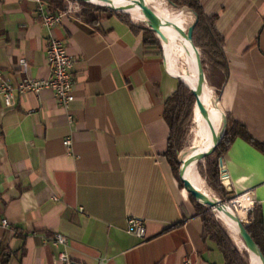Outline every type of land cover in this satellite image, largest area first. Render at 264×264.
<instances>
[{
  "label": "crops",
  "instance_id": "1",
  "mask_svg": "<svg viewBox=\"0 0 264 264\" xmlns=\"http://www.w3.org/2000/svg\"><path fill=\"white\" fill-rule=\"evenodd\" d=\"M197 1L223 39L226 71L209 87L251 137L237 136L223 156L228 191L249 196L264 229V153L253 144L264 142V0ZM37 9L0 0V81L48 79L53 36L75 61V101L69 113L50 90L12 108L0 101V264H64L61 253L71 264H225L166 157L165 102L179 81L164 55L118 15L95 25L65 16L49 29ZM129 217L146 222L145 239L128 234ZM56 234L67 246L49 240Z\"/></svg>",
  "mask_w": 264,
  "mask_h": 264
},
{
  "label": "trees",
  "instance_id": "2",
  "mask_svg": "<svg viewBox=\"0 0 264 264\" xmlns=\"http://www.w3.org/2000/svg\"><path fill=\"white\" fill-rule=\"evenodd\" d=\"M43 1L48 3L52 11L55 13L64 10L66 7L65 0ZM166 1L171 7H174L175 9L181 10L185 8L197 15L198 20L194 30V42L197 48H199L201 51L204 70L207 78V85L208 87L210 86L213 88V76H216L219 74V72H222V70L226 71L224 54L222 50L223 39L215 28L217 17L207 16L197 0ZM80 3L83 5V11L78 17L91 25H95L100 21V15L102 13L108 12L110 14L118 15L128 22H131L130 15L117 13L102 7H95L84 2ZM133 29L136 32H143V44L145 49H162L160 40L156 37L154 31H152L149 27L140 25V27L133 26ZM214 92L216 96L219 97L220 91L215 89ZM195 106V97L191 91L180 81L175 92L165 102L164 117L170 127L169 145L166 157L177 174L178 168L181 165L179 156L181 155V151L185 144L189 125L194 117ZM227 119L228 126L225 136L217 148L215 154L207 162V171L210 175V178L213 180V182H216L217 180L220 181L221 185L220 160L223 159L228 147L237 136L251 140L248 131L243 125L237 123L229 117H227ZM253 144L264 153V142L260 143L253 141ZM199 172L200 174L202 173L200 168ZM220 193L224 197V202L230 201L228 195L224 194L222 190H220ZM192 200L195 202L198 214L202 218L204 230L203 239L210 240L217 246V248L223 253L225 264H250V256H248V251L245 249L246 253H240L239 249L235 246L228 233L225 231V229H223L221 224L216 221L214 217L215 215L206 209L207 207L205 208V206L199 204L194 198H192ZM248 219L250 224L247 226V231L252 236L264 255V229L262 221L259 219L255 210H251L248 213Z\"/></svg>",
  "mask_w": 264,
  "mask_h": 264
},
{
  "label": "bare ground",
  "instance_id": "3",
  "mask_svg": "<svg viewBox=\"0 0 264 264\" xmlns=\"http://www.w3.org/2000/svg\"><path fill=\"white\" fill-rule=\"evenodd\" d=\"M105 5L110 6L114 10L125 12L126 14L132 16L134 20L147 23V19L142 12L135 11L131 7L139 6L141 0H128L127 2H121L119 0H101ZM148 5L153 7L157 12L163 15L165 18L173 21L179 27L187 30L190 25L195 21V16L192 12L188 10H171L165 0H145ZM160 29L164 35L163 40L166 47V60L169 69L174 73V75H186L187 74V63L192 61V75H197V67L195 64L198 62L197 55L192 53V57L189 55L188 46L189 43L185 38V35L177 30L169 29L163 26H156ZM190 56V57H189ZM179 59L183 61L180 64ZM196 81V79H195ZM197 83V82H196ZM206 108L211 121V126L217 133H220L223 126L222 112L219 110V104L215 94L211 88L206 89ZM194 122L197 127L196 136L193 140L192 147L183 154V160L187 161L190 158L199 157L203 155L213 144L214 139L212 133L208 126H206L195 106L194 110ZM184 175L188 178L195 187L207 197V199H219L217 198L210 188L206 185L203 177L201 176L198 165L187 166L184 165ZM237 205V213L244 223H246L247 215L250 208L253 206L252 201L249 196H241L233 202ZM215 216L221 220L224 226L229 230V232L234 236L235 242L240 247H245L243 241L239 237L238 227L235 221L228 215L214 210ZM248 251V250H247Z\"/></svg>",
  "mask_w": 264,
  "mask_h": 264
},
{
  "label": "built area",
  "instance_id": "4",
  "mask_svg": "<svg viewBox=\"0 0 264 264\" xmlns=\"http://www.w3.org/2000/svg\"><path fill=\"white\" fill-rule=\"evenodd\" d=\"M38 3L37 14L41 18L43 25L49 29H53L58 25L62 18L65 16L78 17L83 11V5L79 3L69 2V5L65 7L64 10L54 13L50 8L49 4L43 0H36ZM70 1V0H69ZM46 55L47 61L50 68V77L45 80L33 79L27 77L19 82L17 85H13L9 81H0V101L4 104L6 108H12L16 105L19 97L28 94H40L44 90H50L54 93V96L58 104L67 110L69 113V108L71 104L75 101V77H74V66L75 61L69 55L67 47L63 41L56 39L55 37H50L46 42ZM20 66L26 71L27 61L25 59L20 60ZM1 79V73H0ZM69 119L72 121V116L69 114ZM64 145L70 151L72 146V141L67 138L64 141ZM226 167L223 159L220 160V177L222 185L229 190L230 185L226 181ZM246 196V195H241ZM241 196L233 197L229 201L231 206H234L235 200ZM57 200V197H55ZM251 209L249 210V212ZM237 212V209H236ZM248 212V213H249ZM248 217V215H247ZM250 222L247 223L249 225ZM3 226L7 227V221H3ZM127 232L128 234L135 236L139 239H145L147 237L146 222L137 217H129L127 219ZM49 240L56 246H67L68 238L62 234H56L49 237ZM59 261L64 264H71L70 259L65 253H61L59 256ZM108 260L102 258L99 264H107ZM183 264H192L189 257L185 258Z\"/></svg>",
  "mask_w": 264,
  "mask_h": 264
},
{
  "label": "water",
  "instance_id": "5",
  "mask_svg": "<svg viewBox=\"0 0 264 264\" xmlns=\"http://www.w3.org/2000/svg\"><path fill=\"white\" fill-rule=\"evenodd\" d=\"M76 1L84 2L86 4H89L95 7L106 8V9H109L117 13L126 14L125 12L112 9L110 6L105 5L101 0H76ZM119 1L127 2L129 4L128 0H119ZM131 8L135 11L142 12L145 15L148 22L144 24H146L152 31H154V33L156 34V37L160 40V43L163 49L164 64H165L166 70L171 76H173L175 79L180 81L182 84L186 86V88H188L191 91V93L196 99V106H197L199 115L203 123L209 127L212 133V137L214 139L212 146L203 155L199 157L190 158L187 161H184L183 159L180 160L181 165L178 171V177H179L180 182L183 184L185 190L189 193V195L192 198H194L199 204L207 207L209 211L214 213V210L217 209L218 211L230 216L235 221L238 227L239 237L241 238L245 247L248 250V253L250 256V264H264V255L262 254L260 248L254 241L252 236L247 231L248 225L244 223L242 219L239 217L238 213L231 208V204L229 202H224L220 199H215V198L207 199V197H205V195L201 193L195 187V185L184 175V165L185 164L187 166H191L193 164L200 165V164L207 162L215 154L217 148L219 147V145L221 144L225 136L227 126H228L227 116L218 107L219 110L222 112V119H223L222 130L220 133H217L212 127H210L211 121H210L207 108H206V103H205L206 89L208 88L207 78H206V74L204 70L201 51L199 48H197L194 42V30H195L197 20H198L197 15L193 13L192 11H190L195 16V21L192 23V25L188 27L187 30H185L182 27H179L178 25H176L173 21L165 18L163 15L157 12L153 7L148 5L145 0H141L139 6H134V7L132 6ZM156 26H163L169 29H174V30L182 32L185 35V38L187 39L189 43V46H188L189 55L192 57V53H195L198 58V62L197 64H195L197 67V75H195V77L194 75H192L193 73L190 67L192 66V61H188L187 63L188 65H187L186 75L175 76L174 74L170 72V70L168 69L166 55H165L166 47H165L164 40H163L164 35L162 31L158 29ZM218 104H219V101H218Z\"/></svg>",
  "mask_w": 264,
  "mask_h": 264
},
{
  "label": "rangeland",
  "instance_id": "6",
  "mask_svg": "<svg viewBox=\"0 0 264 264\" xmlns=\"http://www.w3.org/2000/svg\"><path fill=\"white\" fill-rule=\"evenodd\" d=\"M69 2H73V3H79L81 5V3L79 1H76V0H65V3H66V6L69 5ZM166 4L167 6L171 9V10H179V9H175L174 7H171L167 1H166ZM109 13V12H108ZM130 17V16H129ZM131 21H133L134 23L138 24V25H144V26H147L146 24H144L143 22H140V21H136L134 20V18L131 16L130 17ZM148 27V26H147ZM157 51L160 53V54H163V49H158L157 48ZM179 62L180 64H183V61L181 59H179ZM217 98V97H216ZM196 132H197V127H196V124L194 122V117L189 125V129H188V133H187V136H186V139H185V144H184V147L181 151V155L179 156V160L183 159V154L188 151L191 147H192V143H193V140L196 136ZM208 162V161H207ZM207 162L203 163V164H200L199 165V168H200V171L202 172V177L206 183V185L210 188V190L213 192V194L219 198L220 200H224L223 198V195L220 193V190H222V192L224 194H227L229 199H233V195L231 194V192H229L225 187H223L220 183V181H216V182H213V180L210 178V175L208 174V171H207ZM180 168V166H179ZM179 168H178V171H179ZM198 168V169H199ZM223 188V189H222ZM206 208V207H205ZM231 208L236 211V209H238L237 205L235 204L234 206H231ZM208 209V208H206ZM214 214V213H213ZM215 215V214H214ZM216 221H218L221 226L223 227V229H225V231L228 233L229 237L231 238V240L233 241V243L235 244V246L239 249L240 253H246V250L244 249V247H240L239 245H237V243L234 241L235 238L234 236L229 232V230L224 226L223 222L221 220H219L216 216H214ZM250 222L248 217H247V220H246V224ZM249 254V253H248ZM249 256V255H248Z\"/></svg>",
  "mask_w": 264,
  "mask_h": 264
}]
</instances>
